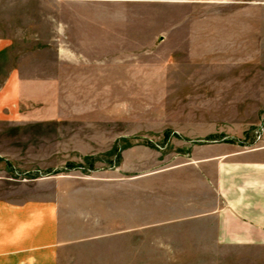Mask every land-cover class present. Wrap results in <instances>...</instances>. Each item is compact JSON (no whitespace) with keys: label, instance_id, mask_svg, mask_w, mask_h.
<instances>
[{"label":"rangeland","instance_id":"374dc122","mask_svg":"<svg viewBox=\"0 0 264 264\" xmlns=\"http://www.w3.org/2000/svg\"><path fill=\"white\" fill-rule=\"evenodd\" d=\"M0 40L38 76L32 115L56 120L0 123V202L77 187L59 264H264V243L140 228L148 202L159 220L157 177L141 170L222 153L264 163V0H0Z\"/></svg>","mask_w":264,"mask_h":264},{"label":"crops","instance_id":"0c3cea01","mask_svg":"<svg viewBox=\"0 0 264 264\" xmlns=\"http://www.w3.org/2000/svg\"><path fill=\"white\" fill-rule=\"evenodd\" d=\"M2 60L6 70L3 72L4 82L0 85V123L55 122L52 118L32 115L31 111L38 109L40 96L30 78L38 76L24 75L22 59L7 40H0V62ZM49 93L45 92L46 99L53 97L52 91ZM245 153H222L204 158L192 156L173 167L157 171L141 170L142 179L157 177L159 197L154 207L159 220L155 224L147 219L146 212H150L148 202L147 206H143L148 211L143 210L140 228L145 231L157 225L164 226L166 230L190 231L196 233L193 238L215 239L219 248L230 243L262 245L264 163L254 160L249 152ZM117 169L114 170L115 177L118 173L139 171ZM76 188L53 187L45 192V199L0 202V264H59L63 248L70 245L68 235L61 232L67 229V222H77L78 216H81L78 210L72 211V214L68 210L65 216L59 212L67 211L71 205V196H66L65 192ZM61 193H65L62 198ZM113 203L111 224L115 231L111 237L116 238L119 235L118 212L122 211L118 210L117 200ZM129 207L126 204L125 214H122L126 217L125 234L134 230L133 225L128 227L129 223L133 224L132 217L130 221L128 219V215L133 213L131 207L128 211Z\"/></svg>","mask_w":264,"mask_h":264}]
</instances>
